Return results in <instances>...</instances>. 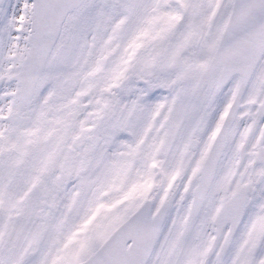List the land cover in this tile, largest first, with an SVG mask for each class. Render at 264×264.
<instances>
[{
    "label": "snow or ice",
    "instance_id": "6c2138e0",
    "mask_svg": "<svg viewBox=\"0 0 264 264\" xmlns=\"http://www.w3.org/2000/svg\"><path fill=\"white\" fill-rule=\"evenodd\" d=\"M0 264H264V0H0Z\"/></svg>",
    "mask_w": 264,
    "mask_h": 264
}]
</instances>
